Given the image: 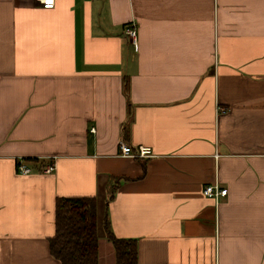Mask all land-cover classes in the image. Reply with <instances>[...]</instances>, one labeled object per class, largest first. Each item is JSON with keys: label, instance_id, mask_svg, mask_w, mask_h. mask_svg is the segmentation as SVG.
I'll list each match as a JSON object with an SVG mask.
<instances>
[{"label": "crops", "instance_id": "1", "mask_svg": "<svg viewBox=\"0 0 264 264\" xmlns=\"http://www.w3.org/2000/svg\"><path fill=\"white\" fill-rule=\"evenodd\" d=\"M98 190L137 264H264V0H0V264H60L55 200Z\"/></svg>", "mask_w": 264, "mask_h": 264}, {"label": "trees", "instance_id": "2", "mask_svg": "<svg viewBox=\"0 0 264 264\" xmlns=\"http://www.w3.org/2000/svg\"><path fill=\"white\" fill-rule=\"evenodd\" d=\"M38 169L42 168L39 164ZM101 228L114 250V264H137L134 239H118L104 217ZM54 236L48 251L60 264H97L98 220L96 198H57L54 206Z\"/></svg>", "mask_w": 264, "mask_h": 264}, {"label": "built area", "instance_id": "3", "mask_svg": "<svg viewBox=\"0 0 264 264\" xmlns=\"http://www.w3.org/2000/svg\"><path fill=\"white\" fill-rule=\"evenodd\" d=\"M41 5L45 9H50L54 5V0H40ZM125 35L132 44V46H136V32L134 29H127L125 31ZM94 130L91 129V132ZM119 153L124 158H130V159H144V158H150L152 157L151 150L147 147H138L136 150H133L126 144L120 142L118 145ZM54 170V164H49L45 169L43 170L44 173H50ZM16 171L21 174L25 175L30 173V169L23 166L20 163L16 165ZM203 195L207 198H210L214 201L215 205L217 204V200L219 197H224L226 195V189H221L216 183H213L212 185H207L204 187L202 191Z\"/></svg>", "mask_w": 264, "mask_h": 264}, {"label": "rangeland", "instance_id": "4", "mask_svg": "<svg viewBox=\"0 0 264 264\" xmlns=\"http://www.w3.org/2000/svg\"><path fill=\"white\" fill-rule=\"evenodd\" d=\"M112 193V189L109 188L107 191H105V194L107 196V199L110 197ZM104 194V192H103ZM98 196L100 195V199L97 201V214H98V218H100L101 216V213L103 212V201H102V193L100 192V190H98ZM103 219L104 217L102 218V223H103ZM103 234V230L100 226V224L98 223V235L101 236Z\"/></svg>", "mask_w": 264, "mask_h": 264}]
</instances>
